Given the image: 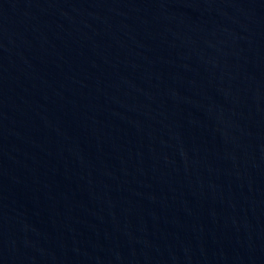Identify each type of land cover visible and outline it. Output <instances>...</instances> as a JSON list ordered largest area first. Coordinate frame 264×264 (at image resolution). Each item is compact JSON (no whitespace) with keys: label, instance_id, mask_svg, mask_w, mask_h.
Wrapping results in <instances>:
<instances>
[{"label":"water","instance_id":"1","mask_svg":"<svg viewBox=\"0 0 264 264\" xmlns=\"http://www.w3.org/2000/svg\"><path fill=\"white\" fill-rule=\"evenodd\" d=\"M0 264H264V0H0Z\"/></svg>","mask_w":264,"mask_h":264}]
</instances>
